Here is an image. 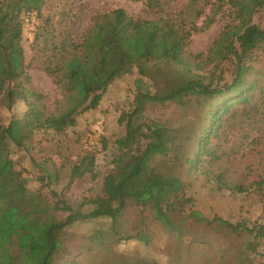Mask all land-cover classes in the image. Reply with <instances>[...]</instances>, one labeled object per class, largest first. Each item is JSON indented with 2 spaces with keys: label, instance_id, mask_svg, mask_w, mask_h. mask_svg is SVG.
<instances>
[{
  "label": "trees",
  "instance_id": "16d2710c",
  "mask_svg": "<svg viewBox=\"0 0 264 264\" xmlns=\"http://www.w3.org/2000/svg\"><path fill=\"white\" fill-rule=\"evenodd\" d=\"M152 1L158 6V16L133 17L119 8L97 13L78 41L68 33L54 35L44 23L34 35L33 46L40 39L47 44L49 54H44L41 68L62 91V98L49 109L26 85L31 80L29 63L21 46L24 16H41L46 0H0V102L8 111L17 101L27 108L22 118H11L5 126L0 121V264H53L66 230L86 220L111 221V231H94L92 243H104L113 235L121 238L125 235L116 224L128 202L142 211L149 208L167 228L178 229L169 214L184 212L190 202L182 173L196 172L203 157L214 155L209 148L214 133L223 124H248L253 118L264 128L263 85L246 65L253 51L264 48V24L247 27L238 40L230 83L214 84L211 76L195 73L184 60L193 34L203 30L196 25L202 15L198 1L190 0L173 13L165 12L159 0ZM262 6L261 1L256 9ZM132 68L139 75L136 93L131 109L119 115L124 135L116 142L118 154L103 178L100 194L83 199L79 209L62 198L50 205L42 192L27 187L23 171L11 157L12 146L25 150L35 132L62 133L73 127L76 117L95 110L110 84ZM143 79L152 90L142 88ZM167 102H194L202 112L198 128L191 131L145 119L147 104ZM239 108L244 110L240 117L230 121ZM93 160L83 157L73 165L70 181L89 173L94 182ZM51 177L48 174L39 181L45 185ZM215 180L222 188V181ZM87 204L92 208L84 213L80 209ZM58 212L66 215L57 218ZM185 218L206 225L216 222L232 235L245 236V248L252 253L264 240L263 224H234L218 216L209 220L196 210H189ZM124 264L155 263L134 259Z\"/></svg>",
  "mask_w": 264,
  "mask_h": 264
},
{
  "label": "rangeland",
  "instance_id": "374dc122",
  "mask_svg": "<svg viewBox=\"0 0 264 264\" xmlns=\"http://www.w3.org/2000/svg\"><path fill=\"white\" fill-rule=\"evenodd\" d=\"M189 1L159 0L163 10L169 13L180 11ZM197 1L202 15L196 19V25L203 30L193 34L184 60L195 73L211 76L214 84L230 83L236 67L234 49L247 27L264 24V0ZM261 1L263 6L256 9ZM157 7L152 0H46L41 16L31 13L29 22H23L21 46L31 79L27 87L49 109L54 101L62 98V91L41 68L44 54H49L45 51L47 44L40 39L33 46L34 35L45 22L54 35L68 33L78 41L97 13L119 8L133 17L151 19L159 12ZM246 65L264 91V48L253 51ZM137 79L136 68L115 79L98 107L77 116L75 125L64 132H35L27 149L17 150L12 146L11 157L23 171L31 191L42 192L50 205L62 198L75 209H79L83 199L100 194L103 178L112 169V160L118 154L116 142L124 135V125L119 124L118 118L121 112L132 107ZM141 86L152 90L146 79ZM26 111L21 101L10 111L0 102V121L5 126L11 118H22ZM243 111L237 109L230 121L239 118ZM201 115L194 102L149 103L144 111L147 120L191 131L198 128ZM256 120L228 127L223 124L210 140L209 148L214 155L203 157L196 172L182 173L190 202L184 212L169 214L178 229L167 228L149 208L142 211L128 202L116 224L125 236L113 235L104 243H92L90 236L94 231H111L110 219L77 222L63 235L62 247L54 255L53 264H124L134 259L155 264H264V240L256 253H252L245 248V236L232 235L216 222L206 225L185 218L189 210H196L209 220L218 216L234 224L245 221L248 225H264V128ZM83 157H94V182L89 173L70 181V168ZM48 174L52 175L51 179L47 178L42 185L39 177ZM218 178L222 188L215 180ZM52 192L59 197L55 198ZM91 208L87 204L80 210L88 213ZM65 215L58 212L57 218Z\"/></svg>",
  "mask_w": 264,
  "mask_h": 264
},
{
  "label": "built area",
  "instance_id": "2783aa9c",
  "mask_svg": "<svg viewBox=\"0 0 264 264\" xmlns=\"http://www.w3.org/2000/svg\"><path fill=\"white\" fill-rule=\"evenodd\" d=\"M28 15H29V14H26V15L24 16V22H26V23H28V22H29V19H30V18H28Z\"/></svg>",
  "mask_w": 264,
  "mask_h": 264
}]
</instances>
